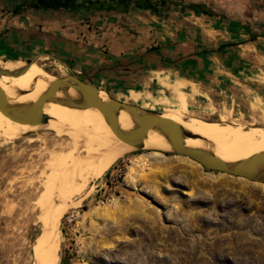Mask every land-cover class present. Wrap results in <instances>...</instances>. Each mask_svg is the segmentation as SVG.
Returning <instances> with one entry per match:
<instances>
[{"label": "rangeland", "instance_id": "374dc122", "mask_svg": "<svg viewBox=\"0 0 264 264\" xmlns=\"http://www.w3.org/2000/svg\"><path fill=\"white\" fill-rule=\"evenodd\" d=\"M2 1L7 9H23L29 0ZM242 27L256 40L255 48L233 84L217 87L210 98L189 84L183 108L164 92L151 97L149 105L135 106L226 128L264 129V111L251 106L258 97L264 102V29L247 22ZM28 61L9 63L25 67ZM37 63L57 79L70 75L62 66L55 70L59 64L49 58ZM115 93L114 99L123 102ZM19 139H0V264L32 263L33 243L43 230L39 202L47 193L51 157L69 144L42 129ZM77 180L78 188L68 189L64 182L47 193L65 211L59 224V264H264V184L207 170L167 150L144 149L118 160L101 176ZM66 190L64 197L59 194Z\"/></svg>", "mask_w": 264, "mask_h": 264}, {"label": "crops", "instance_id": "0c3cea01", "mask_svg": "<svg viewBox=\"0 0 264 264\" xmlns=\"http://www.w3.org/2000/svg\"><path fill=\"white\" fill-rule=\"evenodd\" d=\"M6 4L0 0V62L48 53L113 98L116 91L123 102L138 106L172 94L160 82L181 83L184 92L191 84L210 98L217 87L233 84L255 48L245 22L222 15L171 9L160 17L139 8L103 13L84 7L72 13Z\"/></svg>", "mask_w": 264, "mask_h": 264}, {"label": "bare ground", "instance_id": "6f19581e", "mask_svg": "<svg viewBox=\"0 0 264 264\" xmlns=\"http://www.w3.org/2000/svg\"><path fill=\"white\" fill-rule=\"evenodd\" d=\"M0 64L2 65V69H7L9 71H16L24 67V65L20 63L0 62ZM44 66L45 65L41 66L35 62L25 73L19 76L0 77V89L5 94L10 105H26L36 101L46 91L49 84L57 79L47 72ZM60 66L61 65H56L55 70L59 71ZM160 85L177 98L176 100L179 103V108L185 106V102L183 101L185 99L183 98L185 92L181 83L173 84L160 82ZM99 90L100 99L106 100L109 94L101 89ZM68 96L71 98L77 97L75 91L72 89L69 90ZM58 97H63L61 91L58 93ZM251 106L253 108L259 107L264 111V102L260 97H258ZM43 113L49 120L45 124L31 126L14 122L0 112V139L5 141L16 140L26 134L42 129L51 131L56 137L61 139L66 138L69 141V144L66 145V149L60 152L58 151L55 155L52 153V164L50 165V162L48 163L51 168V175H48L49 179L46 181L45 185L43 184L47 193H51L50 189L64 182L66 185L63 186L78 188L79 184L77 185V183L79 182H77V179L86 182L88 178L101 176L109 170L115 162L136 150L134 147L117 138L103 115L97 109H74L47 103L44 106ZM163 117L173 120L184 130L206 140L187 139L185 144L188 147L211 151L226 162H240L254 154L264 152V129L256 128L247 130L236 127L226 128L192 116L188 119L184 116L172 115H163ZM118 124L120 129L124 131L131 130L135 127L130 116L125 112L120 113ZM143 149L150 152H162L165 150L172 152L171 146L165 137L155 130L149 131L147 134ZM90 181H92V179ZM80 186L85 187V185ZM65 188L66 187H63L62 189L64 190ZM79 189L78 191H80ZM83 189L84 188H82V190ZM78 191L76 190V192ZM66 192L68 191H62L59 194L62 193L64 197V194H67ZM47 193L45 195L43 194L44 196L41 199L39 197L40 202L38 201L43 208H41L42 212L40 211L42 215L38 217V219L41 217L39 221L43 223V230L42 234L36 239L35 243H33V258L31 264L60 263L61 237L59 224L63 217L64 208L62 211L60 209L61 206L60 208L58 206V208L55 207L50 199L52 195ZM68 196L70 200V194H68ZM61 199L63 202L66 200V197L64 200L63 198ZM64 204V202L61 204L62 207L66 205Z\"/></svg>", "mask_w": 264, "mask_h": 264}, {"label": "water", "instance_id": "95a60500", "mask_svg": "<svg viewBox=\"0 0 264 264\" xmlns=\"http://www.w3.org/2000/svg\"><path fill=\"white\" fill-rule=\"evenodd\" d=\"M49 58L65 68L70 75L52 81L46 91L34 102L26 105H10L3 91L0 89V112L14 122L36 126L45 124L49 118L44 115V106L53 103L74 109H97L105 118L107 124L124 143L135 149H143L144 141L149 131H158L171 146L172 153L177 156L189 158L207 170L228 174L238 178L247 179L251 182L264 184V152L254 154L240 162H226L211 151L188 147L187 139H203L184 130L173 120L163 115L127 104L108 97L101 100L100 90L91 82H84L77 76L73 69L58 57L44 53L36 55L16 71L0 68V77H14L25 73L31 65L40 58ZM76 93V98L68 96L69 90ZM63 97H58L59 92ZM121 112L128 114L135 124L131 130L120 129L118 118Z\"/></svg>", "mask_w": 264, "mask_h": 264}, {"label": "flooded vegetation", "instance_id": "af4514ba", "mask_svg": "<svg viewBox=\"0 0 264 264\" xmlns=\"http://www.w3.org/2000/svg\"><path fill=\"white\" fill-rule=\"evenodd\" d=\"M33 1L35 0H29L23 4H31ZM81 1L85 2L82 7L87 8L88 10H94L93 8L86 6L89 1L93 0ZM129 2L131 3V9L136 8L133 7L134 5L143 6L150 2L156 5V10L159 7H162L161 5L163 4H167V7H169L168 10L179 9L181 11H183L182 9L185 11L190 10L185 9L188 6L201 5L210 15H222L238 22H247L257 29H264V0H188L186 2L183 0H129ZM71 9L72 8H67L66 10Z\"/></svg>", "mask_w": 264, "mask_h": 264}, {"label": "trees", "instance_id": "16d2710c", "mask_svg": "<svg viewBox=\"0 0 264 264\" xmlns=\"http://www.w3.org/2000/svg\"><path fill=\"white\" fill-rule=\"evenodd\" d=\"M88 1V0H87ZM163 2V1H162ZM161 2V3H162ZM85 2H82L81 0H35L31 4H23L21 8H38V9H67V8H80L84 6ZM166 3V2H165ZM86 5L89 8H95L96 10H117V9H123V10H129L131 7V3L129 0H93L89 1ZM156 5L153 3H147L143 6L134 5L133 7L139 8V9H146L151 11L154 14H157L160 17L166 16V11H168L169 7H167V4L161 5L162 7H159L156 10ZM185 9H190L191 11H194L196 14H205L208 16L214 17L215 15H210L207 13V11L204 9L201 5H192L188 6Z\"/></svg>", "mask_w": 264, "mask_h": 264}, {"label": "built area", "instance_id": "2783aa9c", "mask_svg": "<svg viewBox=\"0 0 264 264\" xmlns=\"http://www.w3.org/2000/svg\"><path fill=\"white\" fill-rule=\"evenodd\" d=\"M112 176H113V173H111L110 176H109V178H108V181L111 182V183H112V181L114 180V179L112 178Z\"/></svg>", "mask_w": 264, "mask_h": 264}]
</instances>
